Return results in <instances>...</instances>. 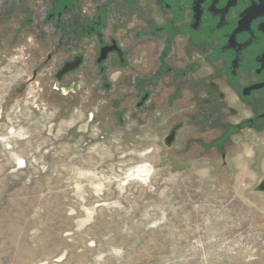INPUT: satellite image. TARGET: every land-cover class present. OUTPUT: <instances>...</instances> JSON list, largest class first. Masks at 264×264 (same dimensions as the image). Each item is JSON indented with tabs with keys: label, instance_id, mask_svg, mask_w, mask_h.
Listing matches in <instances>:
<instances>
[{
	"label": "rangeland",
	"instance_id": "rangeland-1",
	"mask_svg": "<svg viewBox=\"0 0 264 264\" xmlns=\"http://www.w3.org/2000/svg\"><path fill=\"white\" fill-rule=\"evenodd\" d=\"M42 6L0 0V264H264L256 182L190 144V119L166 146L168 119L60 91Z\"/></svg>",
	"mask_w": 264,
	"mask_h": 264
},
{
	"label": "flooded vegetation",
	"instance_id": "flooded-vegetation-1",
	"mask_svg": "<svg viewBox=\"0 0 264 264\" xmlns=\"http://www.w3.org/2000/svg\"><path fill=\"white\" fill-rule=\"evenodd\" d=\"M32 5L49 8L46 29L39 25L33 31L35 38L43 32L56 43L44 62L51 64L49 75L63 86L60 91L80 97L82 87L94 96L103 89L127 118L168 119L166 146L187 123L182 120L190 119L201 131L190 144L206 145L224 164L229 161L236 176L244 169L256 182L252 192L264 194L258 191L264 184V0H32ZM37 52L38 45L31 48L36 60ZM52 52L62 58L52 59ZM64 67L68 71L58 76ZM37 68L38 63L33 76Z\"/></svg>",
	"mask_w": 264,
	"mask_h": 264
},
{
	"label": "water",
	"instance_id": "water-1",
	"mask_svg": "<svg viewBox=\"0 0 264 264\" xmlns=\"http://www.w3.org/2000/svg\"><path fill=\"white\" fill-rule=\"evenodd\" d=\"M68 71V69L66 68V67H64L60 72H59V74H58V76H60V75H62V74H64V73H66ZM170 141H171V138H167L166 139V145L168 144H170ZM264 190V184L261 186V187H259L258 188V191H263Z\"/></svg>",
	"mask_w": 264,
	"mask_h": 264
}]
</instances>
